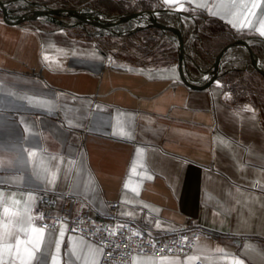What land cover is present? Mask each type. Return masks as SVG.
<instances>
[{
	"label": "crops",
	"instance_id": "crops-1",
	"mask_svg": "<svg viewBox=\"0 0 264 264\" xmlns=\"http://www.w3.org/2000/svg\"><path fill=\"white\" fill-rule=\"evenodd\" d=\"M107 2L130 12L185 14L188 71L197 81L202 80L197 66L208 70L227 45L239 40L248 42L264 65L259 31H238L210 14L222 0ZM244 2L258 5L246 19L259 28L264 0ZM181 3L187 10H176ZM161 20L176 23L169 16ZM140 34L145 33L120 37L117 44L106 37L112 43L102 44L97 36L26 22L10 25L0 16V235L5 225L15 226L25 203L33 225L43 228L37 213L41 195L49 193L58 197L54 219L65 213L112 222L117 216L141 235L159 239L199 228L190 255H138L133 264H264V97L256 92L264 91V77L248 67V53L237 47L209 89H191L179 73L176 43L161 31L146 38ZM133 40L153 46L131 45ZM24 96L55 107L32 106ZM121 129L124 137L113 134ZM30 152L37 155L29 157ZM41 156L49 178L56 173L54 185L34 174L41 171ZM64 226L62 238L60 229L44 228V243L32 264H52L57 239V264H85L90 246L102 248ZM73 243L80 260L71 252ZM2 258L13 264L10 256ZM96 259L107 264L103 252Z\"/></svg>",
	"mask_w": 264,
	"mask_h": 264
},
{
	"label": "water",
	"instance_id": "water-1",
	"mask_svg": "<svg viewBox=\"0 0 264 264\" xmlns=\"http://www.w3.org/2000/svg\"><path fill=\"white\" fill-rule=\"evenodd\" d=\"M25 3L39 9L30 13H24L15 17L10 6ZM0 10L7 24L19 26L29 21H48L58 25L61 29L83 28L93 36L127 37L148 29H158L177 46L179 58V73L185 85L194 90L209 89L219 79L226 63L227 55L237 47H242L248 53L251 63L248 67L254 69L264 77V65L250 47L248 42L239 40L227 45L216 57L208 70L197 66L202 73V80H195L188 71V59L191 58L186 51V43L183 30V16L185 14L171 10L160 9L156 11L127 12L124 14H108L92 8H53L40 5L31 0H0ZM174 18L176 23H168L161 20L162 17ZM69 18L70 21L65 19ZM89 27L95 31H90ZM209 77V79H204Z\"/></svg>",
	"mask_w": 264,
	"mask_h": 264
},
{
	"label": "built area",
	"instance_id": "built-area-1",
	"mask_svg": "<svg viewBox=\"0 0 264 264\" xmlns=\"http://www.w3.org/2000/svg\"><path fill=\"white\" fill-rule=\"evenodd\" d=\"M40 202L37 217H43L39 218L43 228L46 225L47 229L58 231L63 224L68 226L71 232L97 241L103 248V261L107 264H133L138 255L184 257L194 251L200 235L199 228L192 226L164 239L145 236L136 232L129 221H122L117 216L113 217L112 222L96 217H69L65 216V213L54 219L53 214L58 211L57 195L43 193ZM119 225L123 227H118Z\"/></svg>",
	"mask_w": 264,
	"mask_h": 264
},
{
	"label": "snow or ice",
	"instance_id": "snow-or-ice-1",
	"mask_svg": "<svg viewBox=\"0 0 264 264\" xmlns=\"http://www.w3.org/2000/svg\"><path fill=\"white\" fill-rule=\"evenodd\" d=\"M165 4L174 5L177 0H164ZM187 3H192V0H185ZM197 7L208 8V5L205 3H198ZM257 4H251L244 2V0H227V2H220L218 4H213V8L217 9V11H210L211 15H220L222 19H225L228 24H230L233 28L239 30H243L245 27L255 28V30L259 31L261 36H264V20L259 21V28H256V25L251 21L246 19V14L249 9L256 8ZM176 10H187L183 7V4H179ZM264 15V12H262ZM45 60L49 58L47 56L44 57ZM204 79H209V77H204ZM219 86V82H217ZM21 99L26 100L30 105L37 106L48 111H51L55 105L52 102L45 100H38L35 97L24 96ZM23 122V121H22ZM26 132L29 129L26 127ZM114 135L119 134L122 137L125 136V132L123 129L119 133L114 132ZM130 137V133L128 134ZM142 151V150H138ZM29 157L36 156V152H30ZM23 163V161H19ZM74 163V162H69ZM38 167L40 168V172H35L38 178H42L48 185H54L56 180V173H52L51 177L47 175V168L44 167V157H40ZM135 171V168L132 169ZM43 173V175L41 174ZM151 179V177H148ZM127 183L125 184V188H127ZM138 194V193H137ZM29 201L34 200V197L29 195ZM7 211V209H6ZM31 212V206L29 203H25L23 213L20 215L19 219L15 221V226L10 227L9 225H5L4 232L0 235V240L3 241V244H0V264H4L3 256L8 255L12 258L13 264H15L16 260L20 261V264H32V261L37 259V253L41 251V245L44 243V228H36L33 225V217L29 215ZM42 219L43 217H39ZM156 226L159 227V221H157ZM47 226L45 225V228ZM118 227H123V225H119ZM66 228L63 224H61L59 236L62 238L65 234ZM114 234V233H113ZM134 235H138V233H133ZM23 237V238H22ZM14 239L15 244L9 243L10 240ZM52 241H48V246H51ZM56 246V254L52 255V264H57L59 251L61 247V241L57 239L55 241ZM223 252V250H220ZM71 252L76 256L77 260L81 259L80 253L77 251V247L75 243L72 244ZM103 252V249H93L91 246L88 250L89 260H85V264H98L96 257ZM225 256L229 254L224 252ZM239 264V262H237Z\"/></svg>",
	"mask_w": 264,
	"mask_h": 264
},
{
	"label": "rangeland",
	"instance_id": "rangeland-1",
	"mask_svg": "<svg viewBox=\"0 0 264 264\" xmlns=\"http://www.w3.org/2000/svg\"><path fill=\"white\" fill-rule=\"evenodd\" d=\"M35 3H38L40 5H46V6H49V7H53V8H61V7H65V8H92L94 10H97V11H102V12H106L108 14H124V13H127V12H130V11H126L125 9H120V8H114L112 5H107L108 2L107 0H31ZM12 7V11L14 12V16L17 17L21 14H24V13H30L32 12L34 6H20L19 4H13L10 6V8ZM30 7V8H29ZM1 12V10H0ZM2 12L0 14V16H2ZM66 21H70L69 18H66L65 19ZM175 20V19H174ZM170 21V20H169ZM172 22V21H171ZM28 25H31L32 27H40V28H43L44 30H63V31H66V32H69V33H77V34H88L90 35L89 33H87L83 28H68V29H61L60 27H58V25L54 24V23H51V22H48V21H40V20H37V21H29V22H26ZM90 31H95L94 28H91L89 27ZM158 29H148V30H145V31H142L144 32L145 34H140L142 37V35H144V37L146 38L147 35H151V34H155V33H158ZM142 32H138V33H142ZM100 37L101 40V43L102 44H106L107 42H111V40H108V38L106 37H110V36H98ZM114 37V36H112ZM120 37H114L113 39H115V44L117 43H121L122 40H119ZM112 43V42H111ZM138 43H142L143 45H150L149 47H152L153 44H148L147 42H141L140 40L139 41H131V45H136ZM165 47H163V49H165ZM139 49H142V48H139ZM148 49V46L147 48ZM133 50V49H132ZM147 59V58H146ZM258 82V80H255ZM260 92V95L263 94V96L261 97H264V91H262L261 89H257L256 92ZM256 96L259 98V94L255 93ZM261 109H263L264 111V106H261L260 107ZM264 124V123H263Z\"/></svg>",
	"mask_w": 264,
	"mask_h": 264
},
{
	"label": "bare ground",
	"instance_id": "bare-ground-1",
	"mask_svg": "<svg viewBox=\"0 0 264 264\" xmlns=\"http://www.w3.org/2000/svg\"><path fill=\"white\" fill-rule=\"evenodd\" d=\"M20 6H30V5H28V4H25V3H18ZM30 8V7H29ZM33 8H35V9H33L32 11H35V10H37V9H39L38 7H33ZM14 9V8H13ZM12 9V7L10 8V11H12L13 10ZM12 13H14L13 11H12ZM20 16V15H19Z\"/></svg>",
	"mask_w": 264,
	"mask_h": 264
},
{
	"label": "trees",
	"instance_id": "trees-1",
	"mask_svg": "<svg viewBox=\"0 0 264 264\" xmlns=\"http://www.w3.org/2000/svg\"><path fill=\"white\" fill-rule=\"evenodd\" d=\"M0 14H1V12H0Z\"/></svg>",
	"mask_w": 264,
	"mask_h": 264
}]
</instances>
